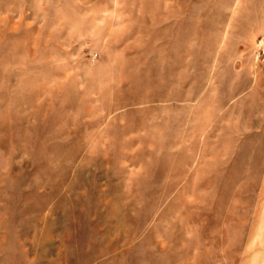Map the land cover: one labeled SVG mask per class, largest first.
Here are the masks:
<instances>
[{
	"label": "rangeland",
	"instance_id": "rangeland-1",
	"mask_svg": "<svg viewBox=\"0 0 264 264\" xmlns=\"http://www.w3.org/2000/svg\"><path fill=\"white\" fill-rule=\"evenodd\" d=\"M263 30L264 0H0V264H264Z\"/></svg>",
	"mask_w": 264,
	"mask_h": 264
},
{
	"label": "crops",
	"instance_id": "crops-1",
	"mask_svg": "<svg viewBox=\"0 0 264 264\" xmlns=\"http://www.w3.org/2000/svg\"><path fill=\"white\" fill-rule=\"evenodd\" d=\"M262 37L264 39V30L262 33ZM256 78H257V89L259 94L261 95L260 97V105H262V103H264V65L259 66L257 74H256ZM260 116H262V113L260 112Z\"/></svg>",
	"mask_w": 264,
	"mask_h": 264
},
{
	"label": "built area",
	"instance_id": "built-area-1",
	"mask_svg": "<svg viewBox=\"0 0 264 264\" xmlns=\"http://www.w3.org/2000/svg\"><path fill=\"white\" fill-rule=\"evenodd\" d=\"M263 52H264V48H263V50H262ZM263 58H264V55H263Z\"/></svg>",
	"mask_w": 264,
	"mask_h": 264
}]
</instances>
